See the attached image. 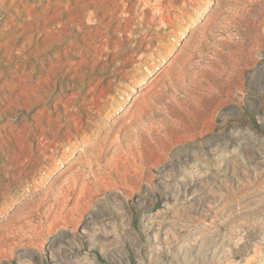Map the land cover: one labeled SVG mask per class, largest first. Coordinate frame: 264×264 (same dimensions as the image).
Segmentation results:
<instances>
[{"label":"rangeland","instance_id":"rangeland-1","mask_svg":"<svg viewBox=\"0 0 264 264\" xmlns=\"http://www.w3.org/2000/svg\"><path fill=\"white\" fill-rule=\"evenodd\" d=\"M0 264H264V0H0Z\"/></svg>","mask_w":264,"mask_h":264}]
</instances>
